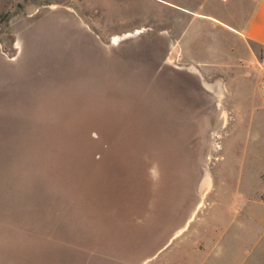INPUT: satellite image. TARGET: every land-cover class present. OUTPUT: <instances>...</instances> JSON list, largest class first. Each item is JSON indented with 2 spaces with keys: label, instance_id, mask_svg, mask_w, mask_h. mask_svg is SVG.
I'll list each match as a JSON object with an SVG mask.
<instances>
[{
  "label": "rangeland",
  "instance_id": "1",
  "mask_svg": "<svg viewBox=\"0 0 264 264\" xmlns=\"http://www.w3.org/2000/svg\"><path fill=\"white\" fill-rule=\"evenodd\" d=\"M226 4L244 23L249 7ZM223 13L213 0H0V264L188 260L207 191L264 168V112L232 126L207 85L224 71L198 63L217 55L196 49L232 39L210 18Z\"/></svg>",
  "mask_w": 264,
  "mask_h": 264
},
{
  "label": "crops",
  "instance_id": "2",
  "mask_svg": "<svg viewBox=\"0 0 264 264\" xmlns=\"http://www.w3.org/2000/svg\"><path fill=\"white\" fill-rule=\"evenodd\" d=\"M213 1L215 6H224V18L213 15L212 22L225 26V33L232 39L222 46L196 49L202 54L207 50L217 55L215 60L198 63L224 71L222 76L214 77L216 82L207 85L217 101L230 102L224 107V114L236 120L232 126L240 127L241 119L249 118V125L256 128L259 123L252 119L262 117L264 112V0ZM223 2H230L231 6L244 2L249 7L245 22L239 23L235 17L237 9ZM233 16L235 27L227 23ZM248 167L246 184L239 187L237 182L234 187L231 177L222 174L221 188L207 191L208 205L203 215L194 219L198 223L188 239L191 244L179 256L188 259L182 264H264V168L250 174ZM225 186L230 191L222 189Z\"/></svg>",
  "mask_w": 264,
  "mask_h": 264
},
{
  "label": "trees",
  "instance_id": "3",
  "mask_svg": "<svg viewBox=\"0 0 264 264\" xmlns=\"http://www.w3.org/2000/svg\"><path fill=\"white\" fill-rule=\"evenodd\" d=\"M7 16L6 15H4L2 18H6ZM3 19L2 20H0V26H1V24L3 23Z\"/></svg>",
  "mask_w": 264,
  "mask_h": 264
}]
</instances>
